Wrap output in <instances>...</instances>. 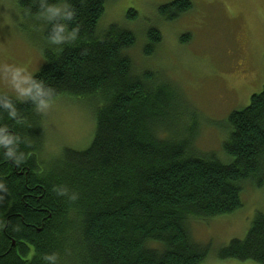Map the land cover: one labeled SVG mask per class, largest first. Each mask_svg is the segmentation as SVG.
<instances>
[{
	"label": "trees",
	"instance_id": "16d2710c",
	"mask_svg": "<svg viewBox=\"0 0 264 264\" xmlns=\"http://www.w3.org/2000/svg\"><path fill=\"white\" fill-rule=\"evenodd\" d=\"M110 1L70 0L76 9L70 27L79 26L80 39L62 53L48 44L44 24V64L34 75L55 89V102L92 106L95 130L87 150L66 149L61 160L42 163L38 100L21 103L0 94V128L20 137L18 148L9 147L26 155L18 168L0 154V222L7 224L0 230V264H42L41 256L53 252L60 264H205L210 249L192 240L189 225L234 214L246 185L264 187V85L246 108L228 116L220 158L197 150L194 125L183 138L168 132L175 103L181 110L182 102L166 79L136 68L128 55L134 34L118 25L97 31ZM16 3L35 18L25 12L38 11L36 0ZM191 9L189 0H175L158 14L175 22ZM161 43L160 31L149 29L144 58ZM13 109L17 116L10 118ZM165 132L168 137H160ZM55 185L79 198L57 196ZM217 260L264 264V214H255L245 238L230 241Z\"/></svg>",
	"mask_w": 264,
	"mask_h": 264
},
{
	"label": "rangeland",
	"instance_id": "374dc122",
	"mask_svg": "<svg viewBox=\"0 0 264 264\" xmlns=\"http://www.w3.org/2000/svg\"><path fill=\"white\" fill-rule=\"evenodd\" d=\"M173 1L112 0L105 5L97 31L118 25L134 34L136 44L128 55L136 68L166 79L182 102L181 110L175 103L178 112L167 122L172 126L168 132L183 138L186 127L194 125L195 148L220 158L228 116L246 108L264 85V0H189L192 9L188 13L165 22L158 8ZM129 12L132 18L127 17ZM151 28L160 31L162 43L150 58H144L146 33ZM185 37L189 41L181 42ZM46 46L44 22L21 14L16 0H0V94L16 100L3 65L12 66L10 81L16 66L27 67L35 75L44 64ZM93 113L89 104L65 99L39 114V160L48 165L61 160L66 149L87 150L95 130ZM241 204L232 215L189 225L192 240L210 249L205 264H255L217 260L219 250L230 241L245 238L255 214H264V187L246 185Z\"/></svg>",
	"mask_w": 264,
	"mask_h": 264
},
{
	"label": "clouds",
	"instance_id": "9594fccd",
	"mask_svg": "<svg viewBox=\"0 0 264 264\" xmlns=\"http://www.w3.org/2000/svg\"><path fill=\"white\" fill-rule=\"evenodd\" d=\"M36 6L38 11L32 13L29 8L25 15H33L37 21L44 22L48 26L47 42L50 46L54 47V50L59 54L64 50L65 45H74L80 39L79 26L70 27L71 23L76 16V9L70 3V0H57L55 3H50L49 0H36ZM12 69L11 65H3L2 72L8 84L11 87L12 95L18 102H25L29 98L33 101H37V106L34 109L38 114H45L53 106L55 102V89L47 87L45 89V81L43 79L34 78L33 71L27 67L16 66L13 69V75L11 81L8 78L9 70ZM54 94V96H53ZM48 97V99H45ZM4 107L12 108L11 104L5 103ZM17 111L13 109L9 113L10 118H15ZM3 119V114H0V120ZM26 119L17 120L16 124L24 125ZM8 128H0V147L7 149L6 152H0L3 157L12 162L16 167H20L26 161V155L23 151H20L17 155L16 148L9 147V145L15 144L19 147L20 137L4 135L3 133L8 131ZM13 157H16L13 160ZM0 190H4V185L0 184ZM59 197H67L70 201H76L79 196L75 192H71L64 185H55L52 189ZM7 227L6 223L0 222V230ZM42 264H60V257L58 253H45L41 256Z\"/></svg>",
	"mask_w": 264,
	"mask_h": 264
}]
</instances>
